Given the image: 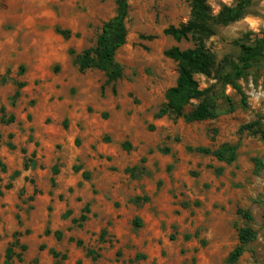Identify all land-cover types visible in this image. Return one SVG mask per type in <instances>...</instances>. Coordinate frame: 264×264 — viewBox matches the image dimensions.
I'll return each instance as SVG.
<instances>
[{
    "label": "rangeland",
    "instance_id": "374dc122",
    "mask_svg": "<svg viewBox=\"0 0 264 264\" xmlns=\"http://www.w3.org/2000/svg\"><path fill=\"white\" fill-rule=\"evenodd\" d=\"M237 1L207 0L214 14L222 5H234ZM116 2L0 0V8L7 18L5 33L17 32L14 36L20 45L25 35L18 31V24L30 20L54 44L59 37L63 43L58 49L63 48L64 52L67 48L66 53L71 56L69 50L81 54L95 47L103 24L116 15ZM190 4L191 0H129L127 42L115 58L123 68V77L108 85L109 90L115 88L116 98L111 124L118 127L125 118L138 120L132 136L118 132L114 137L131 146L138 142L133 147L135 156L146 158L145 166L151 175L143 185L142 194L150 199L141 205L144 227L132 226V219L127 218L120 234L106 227L100 235L84 236L81 228L71 222L82 206L76 202L65 205L62 194L56 201L40 197L30 200L31 186L21 184L16 192L2 189L5 194L0 197V264H5V254L15 241V232H22L21 242L27 249L15 248L22 259L14 257L13 264H93L85 255L86 248L94 249L99 256L98 264H227V257L239 244V230L246 227L257 233V239L247 245L236 264H264V141L259 135L239 132L241 126L256 121L258 116L264 118V64L253 68L248 78L241 81L248 97L246 109L240 106L241 96L229 87L226 93L236 105L231 114L192 124L173 116L155 119L165 104L167 90L175 86L178 77L177 64L165 52L173 47L181 50L193 47L191 42L177 43L164 31L188 21ZM249 12L239 22L220 28L208 41L219 63L238 62V42L252 43L261 36L264 0H253ZM57 29L70 32V38L65 39ZM38 38L34 35L35 40ZM196 79L201 89L216 83L204 76ZM8 95L10 107H16L19 99L13 98L12 91ZM27 100V107L34 106L36 101ZM1 102L0 98V115ZM3 136L0 129V142ZM224 143L239 146L237 161L232 165L188 151L189 147L214 150ZM160 150H169L168 157L161 156ZM255 159L262 163L259 171ZM0 164L10 167L2 159ZM217 169H223L220 176ZM7 184H11L9 177L0 175V187L5 189ZM33 185L38 192L48 191L42 182L36 185L34 180ZM119 195L124 199L129 196L124 190ZM120 198L109 193L96 206L98 219L104 216L103 223L108 222L111 228L116 210L123 207ZM69 210L73 214L66 217ZM240 211L249 212L253 220H246ZM126 213L129 210L120 216ZM46 228L51 230L49 236H45ZM56 230L61 232L60 239L54 236ZM48 248H54L56 255Z\"/></svg>",
    "mask_w": 264,
    "mask_h": 264
},
{
    "label": "crops",
    "instance_id": "0c3cea01",
    "mask_svg": "<svg viewBox=\"0 0 264 264\" xmlns=\"http://www.w3.org/2000/svg\"><path fill=\"white\" fill-rule=\"evenodd\" d=\"M6 25L5 12L0 8V94H3L0 95L3 106L0 129L4 134L0 142V159L10 165L9 168L1 166L0 175L8 176L11 183L5 189L0 187V197L4 196V191H18L21 184L31 186L30 200L40 197L56 201L62 194L65 205L76 202L82 206L80 214L73 216L71 222L81 228L84 236L100 235L106 227L120 234L127 218L128 221L132 219V226L136 227L137 221L139 227L136 228L142 229L145 213L141 205L150 201L149 198L145 201L143 185L151 173L145 166L146 158L135 156L138 142L131 146L114 137L118 132L125 137L132 136L138 120L125 118L118 127L111 124L116 111L115 88L109 90L102 71L82 73L74 58L66 53L67 48L64 52L63 48L58 49L63 43L59 37L54 44L50 36H43L35 23L22 20L17 29L25 35V40L20 45L14 36L17 32L9 30L5 33ZM34 35L40 38L35 40ZM11 91L13 98L19 99L16 107L9 105L8 92ZM27 99L36 101L34 106L27 107ZM159 152L168 157L169 153ZM34 180L36 185L42 182L48 186L49 192H38ZM52 190L56 191L55 195ZM121 190L129 195L126 199L120 198ZM109 193L119 197L123 204L116 210L114 228L108 222L103 223L104 216L100 220L96 216L97 204H101ZM128 210L125 217L120 216ZM72 214L69 210L66 217ZM82 215L87 218L83 222L80 220ZM56 232L60 231L54 232L55 237ZM15 233L21 235L22 232ZM49 234L51 230L46 228L45 236ZM19 242L24 245L20 236ZM53 249L48 248V251ZM88 250L94 249H85V255L91 258L87 255Z\"/></svg>",
    "mask_w": 264,
    "mask_h": 264
},
{
    "label": "trees",
    "instance_id": "16d2710c",
    "mask_svg": "<svg viewBox=\"0 0 264 264\" xmlns=\"http://www.w3.org/2000/svg\"><path fill=\"white\" fill-rule=\"evenodd\" d=\"M252 1L238 0L234 5L224 4L219 12L214 14L207 0H191L188 21L177 27L170 26L164 31L165 35L170 36L177 43L191 42L193 47L186 50L173 47L165 52V56L177 64L178 77L175 86L167 90L166 102L156 114V118L173 116L175 119L181 118L186 123L192 124L215 120L223 114H231L235 111L236 105L226 93L229 87L241 96L240 106L244 109L248 107V97L241 81L248 78L253 68L264 64V30L252 43L238 42L240 43L238 62L226 60L219 63L216 54L209 49L207 43L216 36L220 28L246 18L250 14L249 8ZM116 4V15L103 24L95 47L81 54L69 50V54L74 57V63L82 73L87 70L102 71L106 75L107 85L116 83L123 77V68L115 58L117 52L126 44L128 36L129 0H117ZM57 32L65 39L70 38L71 34L68 31L57 29ZM197 76L215 80L216 83L201 89ZM16 95L18 96V93ZM239 132L259 135L264 141V118L258 116L256 121L241 126ZM238 147V145L224 143L214 150L209 147H189L188 151L212 156L221 163L232 165L237 161ZM162 151L169 153V150ZM254 162L259 171L262 168L261 161L255 159ZM216 173L220 176L223 169H217ZM0 195H2L1 191ZM145 201H149L148 198ZM85 211H89V206L85 208ZM240 214L248 221L253 220L249 212L240 211ZM86 219L85 215L80 218L82 222ZM135 225L139 227L137 221ZM19 236L20 233L14 234L15 241L6 251L5 264H13L14 257L18 260L22 259L20 254H16L15 248L19 247L22 251H26L27 248L20 244ZM56 237L60 239L61 233L56 232ZM256 239L257 233L251 228L240 229L239 244L227 257V264H236L246 252L247 245L255 242ZM78 245H81V242H78ZM50 252L56 255L54 250ZM87 255L92 258L94 264H98L99 256L94 250H88Z\"/></svg>",
    "mask_w": 264,
    "mask_h": 264
}]
</instances>
